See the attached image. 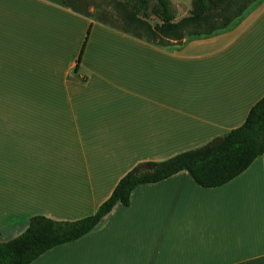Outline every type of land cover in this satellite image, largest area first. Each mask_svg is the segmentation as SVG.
I'll list each match as a JSON object with an SVG mask.
<instances>
[{"label": "crops", "instance_id": "crops-1", "mask_svg": "<svg viewBox=\"0 0 264 264\" xmlns=\"http://www.w3.org/2000/svg\"><path fill=\"white\" fill-rule=\"evenodd\" d=\"M90 23L61 0H0V241L94 214L132 168L224 136L264 96V3L169 47L92 23L75 69ZM31 264H264V155L216 188L186 171L139 186Z\"/></svg>", "mask_w": 264, "mask_h": 264}, {"label": "trees", "instance_id": "trees-1", "mask_svg": "<svg viewBox=\"0 0 264 264\" xmlns=\"http://www.w3.org/2000/svg\"><path fill=\"white\" fill-rule=\"evenodd\" d=\"M62 2L71 7L65 0ZM126 5L130 12L126 23L135 25L123 24L121 29L112 28L158 46L168 45L170 39L179 43L187 32L199 37L228 29L244 15L247 8L246 0H192L190 15L176 22L171 0H128ZM71 8L82 14L78 9ZM151 17H156L160 24L152 27L145 20ZM92 26L90 23L86 31L75 69L82 62ZM262 155L264 96L251 108L244 124L224 136L165 161L143 162L132 168L118 181L110 197L94 214L74 221L32 217L28 228L20 236L0 241V264H31L47 251L87 235L117 204L128 206L132 192L139 186L159 183L186 171L201 187H220L240 176Z\"/></svg>", "mask_w": 264, "mask_h": 264}, {"label": "rangeland", "instance_id": "rangeland-1", "mask_svg": "<svg viewBox=\"0 0 264 264\" xmlns=\"http://www.w3.org/2000/svg\"><path fill=\"white\" fill-rule=\"evenodd\" d=\"M65 1L68 2L71 7L76 8L80 12H82V14L76 13L71 7L70 8L66 7V5L62 2L67 9L71 10V12L77 14L78 16L86 18L88 21H90L93 24L95 23L98 25H102L104 27H108L116 31H119L117 29H121L123 24L135 25V23H126L128 22L127 19H129L127 15L128 13H130L129 7L126 5L128 0H65ZM171 3L173 5L174 12L176 15V20H175L176 22H179L183 18L188 17L190 15L192 9V0H171ZM263 3L264 0H246L247 8L244 15L254 13L263 6ZM145 20L152 27H155L156 25L160 24V21L156 17H151L150 19H145ZM112 27H115L117 29ZM86 35L87 32L85 33V36ZM191 35L192 32H187L185 38L193 37ZM168 41H169L168 45L164 47L173 46L174 44L177 43V41L172 39ZM67 55L70 56L71 52L70 54Z\"/></svg>", "mask_w": 264, "mask_h": 264}]
</instances>
